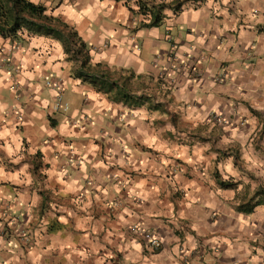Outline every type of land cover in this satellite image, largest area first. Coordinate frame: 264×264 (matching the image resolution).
I'll list each match as a JSON object with an SVG mask.
<instances>
[{
    "label": "crops",
    "instance_id": "1",
    "mask_svg": "<svg viewBox=\"0 0 264 264\" xmlns=\"http://www.w3.org/2000/svg\"><path fill=\"white\" fill-rule=\"evenodd\" d=\"M28 1L125 92L128 75L175 83L113 101L73 78L58 41L0 34V264H264V189L246 178L264 188V0H195L152 28L124 1ZM213 112L234 126H213Z\"/></svg>",
    "mask_w": 264,
    "mask_h": 264
},
{
    "label": "trees",
    "instance_id": "2",
    "mask_svg": "<svg viewBox=\"0 0 264 264\" xmlns=\"http://www.w3.org/2000/svg\"><path fill=\"white\" fill-rule=\"evenodd\" d=\"M124 1L126 6L133 4L132 14L141 16L144 21L140 27H158L166 18L164 12L172 10L177 15L184 4L195 0H115ZM199 1V0H198ZM27 33L33 36H44L58 41L64 50L67 60L78 64L73 78L92 86L97 92L112 96L113 101L133 102L140 97L133 98L125 92V85H118L110 78V74L103 73L100 65L91 67L86 45L67 24L58 18L46 15V8L28 0H0V34L12 42H18L21 35ZM133 100V101H132ZM160 104L150 109L158 110Z\"/></svg>",
    "mask_w": 264,
    "mask_h": 264
},
{
    "label": "rangeland",
    "instance_id": "3",
    "mask_svg": "<svg viewBox=\"0 0 264 264\" xmlns=\"http://www.w3.org/2000/svg\"><path fill=\"white\" fill-rule=\"evenodd\" d=\"M141 17V16H140ZM144 20V19H143ZM141 24V23H140ZM140 24H139V26H140ZM194 68V67H193ZM199 73H198V71L196 70V69H190V76H192L194 79H197V78H199L198 75ZM125 76V75H124ZM224 77H222V76H220L217 80L219 81V82H224L225 80H227L226 79V75L224 74L223 75ZM128 78L127 79H129L127 82H128V88L130 89L129 91L130 92H128V95L130 96V97H133L134 99L135 98H138V97H140L141 99H140V101L141 100H150L149 99V97L147 98L146 97V95L148 94V95H151V91H153V89L151 90V91H148V89H149V84H151V85H153L155 88H162V84L164 83L165 84V89H170L173 85H174V83H175V81H174V79L173 78H168V75H163L162 77H160V75H156L155 77H152V76H145V77H140V78H138L137 77V79H134V81L132 82H130V76L128 75L127 76ZM59 78V77H58ZM59 80H61V83H62V79L61 78H59ZM138 89H137V88ZM132 91L134 92V93H132ZM170 91V90H169ZM137 93V94H136ZM154 98H155V96H153ZM154 98H151V99H153V101H155L156 99H154ZM148 102V101H147ZM146 103V102H145ZM144 103V104H145ZM147 104V103H146ZM148 105V104H147ZM155 105V104H154ZM151 107V106H150ZM162 107H164L163 105H161L160 104V107H159V109L157 110L158 111V113H162V111H163V108ZM149 108V107H148ZM150 110V109H149ZM164 112L166 113V110H164ZM167 118L170 120V124L172 125V127L175 129V131L177 130V127H178V125L176 124V118H175V116H170L169 114H167ZM210 122H211V124L213 125V126H225V127H229V126H234L233 124L234 123H231L230 121H228V120H225L223 117H222V115L221 114H218V113H215V112H213V113H211L210 114ZM161 124V123H160ZM240 124V126H242L243 125V123L242 122H240L239 123ZM177 126V127H176ZM174 135H176V134H174ZM172 137H173V134H172ZM177 141V140H176ZM201 141V140H200ZM236 150L235 149H232V152L234 153ZM229 152V149H224V150H222V153H224L225 155H226V153H228ZM236 154V153H235ZM237 154H238V152H237ZM248 176H246V178L247 179H249L250 180V183H255V185H256V187H258V189L256 190V191H258V190H260L261 192H262V190L264 189L262 186V184L260 185V183L259 182H261V180H260V178L259 177H256L255 175L253 176V175H251L250 173H246ZM221 176V175H220ZM220 176H218L217 174L215 175V178L217 179V180H220L221 181V178H220ZM222 177V176H221ZM244 177V176H243ZM222 181H225V182H231L232 184H235V187L237 188V186L240 184V181H235L234 179H227V180H222ZM239 182V183H238ZM256 187L254 188V190L256 189ZM256 191H254V192H251L250 191V188L248 189V194H254ZM259 192V191H258ZM241 205H243V203L241 202V203H239L238 204V206L236 207V209L237 208H241L240 206Z\"/></svg>",
    "mask_w": 264,
    "mask_h": 264
},
{
    "label": "built area",
    "instance_id": "4",
    "mask_svg": "<svg viewBox=\"0 0 264 264\" xmlns=\"http://www.w3.org/2000/svg\"><path fill=\"white\" fill-rule=\"evenodd\" d=\"M61 84V80H59L58 77H48L46 80H45V85L47 87H51L53 88L56 92H57V95H56V103L54 105V108H53V111H58L60 109H63L65 110L66 109V106L65 105H62L61 103V92H62V88L60 86ZM134 231L139 235L141 236L142 240L150 247L152 248L153 250H157L159 249L160 245H161V241L160 239L158 238V235L156 232L154 231H150L148 229H145L143 227H140V226H136L134 227ZM4 233H2L3 235ZM19 234V238L21 240H24L23 243L25 246H29L30 243H31V238L29 237L28 233H25V232H18Z\"/></svg>",
    "mask_w": 264,
    "mask_h": 264
}]
</instances>
